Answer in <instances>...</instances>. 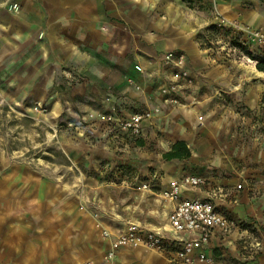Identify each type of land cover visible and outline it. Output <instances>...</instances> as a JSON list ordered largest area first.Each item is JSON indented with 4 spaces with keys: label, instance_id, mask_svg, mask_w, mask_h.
I'll return each instance as SVG.
<instances>
[{
    "label": "crops",
    "instance_id": "0c3cea01",
    "mask_svg": "<svg viewBox=\"0 0 264 264\" xmlns=\"http://www.w3.org/2000/svg\"><path fill=\"white\" fill-rule=\"evenodd\" d=\"M7 4H16L19 10L8 12ZM258 4V0H216V10L228 20L264 26V10ZM208 22L207 15L187 9L181 0H0V74L4 68L16 69L9 80L0 77V85L21 81L63 86L58 79L71 71L80 80L74 92L79 99L102 104L109 97L120 109L118 114L108 113L113 119L107 123L111 128L103 127L108 129V146L119 142L127 147L132 141L138 149L154 144L160 150L142 154L143 160L136 161L147 166H140L137 188L132 187L135 180L115 187L87 178L78 168L72 175L51 169L37 172L0 158V255L6 253L8 264H104L110 243L130 225L174 242L168 221L177 202L162 198L161 193L171 181L184 176L201 177L204 183L183 190L179 200L211 201L219 214L236 225L229 234L214 230L206 246L211 264H264V242L250 239L243 230L249 218L256 230L262 226L253 199L237 189L240 173L220 155H211L205 144L218 127L209 125L211 112L202 116L206 124L201 128L194 115L182 120L175 113L168 114L174 121L170 127L161 123L166 118L153 116L143 120L140 135L128 141L114 128L121 117L142 113L138 107L170 112L171 103L159 94L165 84L180 83L187 102L208 98L212 82L205 77V56L196 41ZM168 52L184 55L187 80L162 65ZM177 141L186 144L190 157L165 160L163 155ZM77 160L84 163L73 159L72 165ZM186 163L204 173L183 171ZM133 195L140 198L139 203L127 204L126 196ZM103 231L110 236L103 237ZM242 239L249 240L250 250L242 252ZM257 244L261 247L256 248ZM115 264L170 262L164 253L121 247Z\"/></svg>",
    "mask_w": 264,
    "mask_h": 264
},
{
    "label": "rangeland",
    "instance_id": "374dc122",
    "mask_svg": "<svg viewBox=\"0 0 264 264\" xmlns=\"http://www.w3.org/2000/svg\"><path fill=\"white\" fill-rule=\"evenodd\" d=\"M182 2L187 9L205 14L209 19L207 26L196 35L198 47L205 56L202 61L205 77L212 82L208 98L197 100L195 97L193 101H184L187 94L180 88L169 95L178 101L169 107L172 112H163L160 108L138 109L142 113L151 112V118L158 115L166 118L161 122L164 127L172 126L174 121L168 114L175 113L182 120H189L194 115L200 124L197 128H201L206 124L202 116L211 112L209 125L214 123L218 127L215 133L209 134V140L205 143L207 149L211 155L223 157L226 164L240 173L237 176L240 179L239 190L241 193L245 191L253 199V207L257 211L255 214L262 224L256 230L253 225L255 222L249 218L250 223L243 222V230H247L250 239L264 242V72L256 68L258 61H264V26H250L226 19L217 12L216 0ZM258 2V7L264 10V0ZM5 7L8 12L19 10L16 4H7ZM15 71V68H4L0 77L9 80V74ZM58 80L64 85H25L21 81L16 85H0V158H6V162L11 164L33 168L37 172L51 169V172L63 171L72 175L80 171L87 178L92 177L115 187L135 180L132 187L137 188L140 166L147 167L137 163L143 160L140 156L160 150L155 149L154 144L136 148L131 145L132 141H128L133 136L116 125L114 128L128 141L127 147L121 146L119 142L113 147L108 146L109 139L105 137L108 136V129L103 127L110 123L107 120L108 113H119L118 105L109 97L104 98L102 104L79 99L74 92L80 80L71 71H66L64 77ZM135 89L143 91L138 86ZM159 94L163 101L168 98L160 90ZM197 106L200 108L197 109ZM129 117L126 115L121 119ZM73 159H81L84 163L77 160L72 165ZM89 159L95 162L94 166ZM192 166L186 163L183 171L200 175L204 173L200 167L194 169ZM232 171L230 174H233ZM116 196L120 199L122 195L116 191ZM126 200L127 204L137 205L140 198L133 195L126 196ZM102 235L107 238L110 233L103 231ZM243 241L245 239L240 240L239 244L242 252L250 250L249 240ZM256 246L261 247L259 244ZM120 248L115 251L113 260L107 261L105 256L110 251L109 246L103 256L104 264H115ZM145 249L164 253L170 264H180L175 257L176 246L171 241H163L158 249ZM0 256V264H8L6 253L1 251Z\"/></svg>",
    "mask_w": 264,
    "mask_h": 264
},
{
    "label": "built area",
    "instance_id": "2783aa9c",
    "mask_svg": "<svg viewBox=\"0 0 264 264\" xmlns=\"http://www.w3.org/2000/svg\"><path fill=\"white\" fill-rule=\"evenodd\" d=\"M162 65L174 69L180 80L188 79L186 59L183 54L176 52L164 54ZM135 69L141 71L139 66H136ZM180 88V83L160 87L161 93L168 97L165 98V102L177 104V99L169 97V95ZM151 116V112L134 114L128 119L117 120L116 126L128 131L133 137H138L141 133L142 121L150 119ZM107 120L109 122L113 121L111 116H108ZM203 183V180L199 177L184 176L179 180L171 181L169 188L161 193L162 198L177 202L169 217L168 231L174 239L173 243L177 246L175 257L180 264H211L212 260L206 254V246L214 230L229 234L236 228L235 224L216 211L211 201L198 198L179 200L183 190L190 187H199ZM142 188L147 189V186L144 185ZM239 188L240 186H238ZM163 241V238L152 231H144L137 225H130L123 234L115 236L105 260L112 261L115 251L120 247L158 249Z\"/></svg>",
    "mask_w": 264,
    "mask_h": 264
},
{
    "label": "trees",
    "instance_id": "16d2710c",
    "mask_svg": "<svg viewBox=\"0 0 264 264\" xmlns=\"http://www.w3.org/2000/svg\"><path fill=\"white\" fill-rule=\"evenodd\" d=\"M186 1V0H182ZM256 68L260 72H264V61H258L256 64ZM190 157V151L187 148L186 144L183 141H177L172 145L170 151L163 155L165 160H184ZM177 250V248H176Z\"/></svg>",
    "mask_w": 264,
    "mask_h": 264
}]
</instances>
